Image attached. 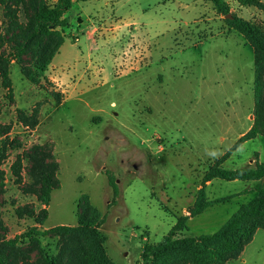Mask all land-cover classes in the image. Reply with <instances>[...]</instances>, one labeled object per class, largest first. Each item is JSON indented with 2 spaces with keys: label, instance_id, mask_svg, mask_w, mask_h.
<instances>
[{
  "label": "rangeland",
  "instance_id": "374dc122",
  "mask_svg": "<svg viewBox=\"0 0 264 264\" xmlns=\"http://www.w3.org/2000/svg\"><path fill=\"white\" fill-rule=\"evenodd\" d=\"M56 1L46 0L50 6ZM224 1L228 15L208 0L77 2L65 14L63 48L42 86L30 84L11 63L12 101L0 80V126L10 127L8 136L23 149L49 145L59 164L60 187L51 194L41 230L76 227L77 204L87 196L103 220L98 232L107 257L114 264H140L143 247L160 242L178 218L189 220L177 238L211 235L255 197L243 192L258 182L214 179L204 185L209 207L193 218L189 214L204 175L228 151L220 165L224 170L255 169L264 161V132L239 143L254 125L264 52L254 49L235 22L257 27L264 46V0L247 5ZM94 7H101L112 27L128 24L116 40L103 43L100 37L94 43L88 38L89 24L81 12L95 16L87 11ZM104 23L100 19L95 25ZM94 63L106 71L93 73ZM64 72L69 81L62 78ZM52 92L60 96L59 103ZM35 108L38 125L25 128L16 111L30 115ZM262 116L264 120V105ZM21 151L9 152L2 165L6 186L0 220L6 239L35 226L31 219L17 218V207L42 208L11 175ZM23 177L29 185L25 173ZM41 245L52 255L60 247L57 239L48 238ZM19 246L24 262L18 264H42L27 243ZM226 264H264V230H257L240 256Z\"/></svg>",
  "mask_w": 264,
  "mask_h": 264
},
{
  "label": "trees",
  "instance_id": "16d2710c",
  "mask_svg": "<svg viewBox=\"0 0 264 264\" xmlns=\"http://www.w3.org/2000/svg\"><path fill=\"white\" fill-rule=\"evenodd\" d=\"M89 0H57L52 6L46 0H0V80L7 98L12 101L13 90L9 67L12 62L19 67L20 74L30 84L42 86L45 72L64 43L62 30L68 26L64 15L75 2ZM223 15L229 14L224 0H208ZM248 4L252 0H238ZM238 29L246 34L249 43L257 52H264L259 39L260 31L248 23L235 20ZM262 68L258 69L255 87V121L250 131L241 141L255 138L264 132ZM52 97L59 103L60 96ZM17 121L25 128L34 129L38 125V110L30 115L18 109ZM10 127L0 126V198L5 193V171L2 169L9 152L22 150L10 166L14 182L24 194H31L42 206L38 211L33 206L17 207L18 219L33 220L35 226L14 239H6L7 228L0 220V264L24 262V250L19 244L27 243L35 251L42 264H114L106 255L103 239L98 229L103 224L98 211L90 204L87 196H82L77 204L78 225H59L41 230L48 218L51 194L60 187L57 173L59 164L49 145H33L23 149L17 138L8 136ZM238 143V144H239ZM231 150L209 168L202 180L198 198L190 209V217L201 214L209 203L205 201L206 182L220 179L224 181L258 182L243 194H255L247 204L242 205L215 233L198 237L177 238L189 217H180L169 232L156 244H146L140 255V264H226L240 256L251 243L257 230H264V161L255 169L228 171L220 168L230 156ZM23 173L31 183H24ZM111 186L115 184L111 181ZM214 203H220L215 201ZM99 220L98 223H95ZM96 224V225H95ZM57 239L60 247L56 255L44 251L41 240Z\"/></svg>",
  "mask_w": 264,
  "mask_h": 264
},
{
  "label": "crops",
  "instance_id": "0c3cea01",
  "mask_svg": "<svg viewBox=\"0 0 264 264\" xmlns=\"http://www.w3.org/2000/svg\"><path fill=\"white\" fill-rule=\"evenodd\" d=\"M91 2V0H89L88 2H82V3H89V4H91L90 3ZM77 2H75L74 4H73V6H72V8L75 6V4H76ZM110 3H111V5H112V1H110ZM104 6H106V3L104 4ZM113 7H114V5H112ZM88 11V13L90 14V13H95L96 15L95 16H92V15H86V14H84L83 12H81V14L84 16V17H86V21L88 22V24H89V26H88V34H87V36H89L88 38H92L93 39V42L95 43L96 42V40H98V39H100V37H101V39H103V43H105V42H107V41H113V40H116L117 38H116V33L120 30V28L122 27V28H124V27H128V24L126 23V24H123V25H115V26H111L109 23H107L105 20H104V17L103 16H101L102 15V9H101V7H99V8H97V7H94V8H92V10H87ZM64 18H66L65 17V15H64ZM80 19V18H79ZM91 19H94V20H91ZM100 19H103V21L105 22L104 24H101V25H99V26H96L95 25V23H98L99 22V20ZM92 21L91 23H92V26H91V24L89 23V21ZM96 21V22H95ZM81 22H82V20H81ZM80 22V23H81ZM98 34L97 36H96V38H94V36H93V34ZM64 44V43H63ZM63 48V45L61 46V48H60V50ZM53 61V60H52ZM95 64V66H93L92 67V69L94 70L93 71V73L95 72H97V74H99V73H103L104 71H106L105 69H103L102 67H101V65H102V63H94ZM93 64V65H94ZM51 67H54L55 68V66H53V63H51V65H50V68ZM95 70H97V71H95ZM62 78H64V79H66V81H69V79L71 78L69 75H68V73L67 72H64L63 74H62ZM79 79L80 78H78V79H76V80H78V82L76 81V84H75V86H77L78 84H79ZM62 82L60 83L61 85L64 83V81L63 80H61ZM67 87H68V85L67 84H65ZM77 93V92H76Z\"/></svg>",
  "mask_w": 264,
  "mask_h": 264
}]
</instances>
